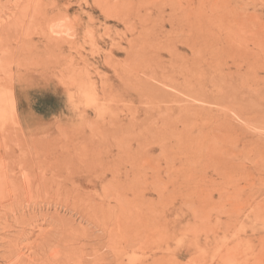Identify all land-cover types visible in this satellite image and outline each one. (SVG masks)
I'll use <instances>...</instances> for the list:
<instances>
[{
  "label": "rangeland",
  "instance_id": "obj_1",
  "mask_svg": "<svg viewBox=\"0 0 264 264\" xmlns=\"http://www.w3.org/2000/svg\"><path fill=\"white\" fill-rule=\"evenodd\" d=\"M62 240L264 264V0H0V264H56Z\"/></svg>",
  "mask_w": 264,
  "mask_h": 264
},
{
  "label": "bare ground",
  "instance_id": "obj_2",
  "mask_svg": "<svg viewBox=\"0 0 264 264\" xmlns=\"http://www.w3.org/2000/svg\"><path fill=\"white\" fill-rule=\"evenodd\" d=\"M123 1H126V0H123ZM194 1V0H193ZM122 3V2H121ZM124 4L123 5H125V2H123ZM139 3V2H138ZM142 3V2H141ZM176 3V2H175ZM186 3V2H185ZM96 4V3H95ZM167 5H168V3H166ZM171 4V3H170ZM198 4V3H197ZM109 5V4H108ZM115 5V4H114ZM118 5V4H117ZM122 5V4H121ZM122 5V6H123ZM131 5V4H130ZM127 6H128V2H127ZM137 6V5H136ZM138 6H141L140 4L138 5ZM188 6V5H187ZM186 6V7H187ZM190 6V5H189ZM227 6H229V5H227ZM92 7V6H91ZM117 7V6H116ZM129 7V6H128ZM128 7H127V9H128ZM143 7V6H142ZM156 7V6H155ZM171 7V6H170ZM100 8V7H99ZM160 8V7H159ZM159 8H157V9H159ZM203 8V7H202ZM225 8H226V6H225ZM113 9L115 10V7H113V8H111V13H112V11H113ZM119 9H120V7H119ZM119 9H117V11L119 10ZM122 9H124V7L122 8ZM151 9H153V8H151ZM175 9H176V7H175ZM187 9H189L188 7H187ZM192 9H196V8H194V7H192ZM106 10H108L109 11V9H107L106 8ZM141 10V9H140ZM155 10V9H154ZM160 10V9H159ZM101 11V10H100ZM116 11V10H115ZM121 11V10H120ZM126 11V10H125ZM150 11H153V10H150ZM150 11L148 10V12L150 13ZM158 11V10H157ZM163 11V10H162ZM110 12V11H109ZM154 12V11H153ZM102 13H105L104 12V9H103V12ZM126 13V12H125ZM136 13H137V11H136ZM166 13V12H165ZM105 14H107V13H105ZM127 14V13H126ZM126 14H124V16L126 15ZM154 14V13H153ZM152 14V15H153ZM159 14V13H158ZM199 14V13H198ZM197 14V15H198ZM201 14V13H200ZM186 15H190V14H186ZM185 15V16H186ZM196 15V14H195ZM202 15V14H201ZM200 15V17L202 18L203 17V15L201 16ZM106 16V15H105ZM107 16H108V14H107ZM106 16V17H107ZM116 16V15H115ZM118 16H119V14H118ZM123 16V17H124ZM129 16V15H128ZM127 16V17H128ZM133 16V15H132ZM136 16H138V15H136ZM140 16H141V14H140ZM154 16V15H153ZM157 16V15H156ZM191 17L192 16H194L193 14H191L190 15ZM139 17V16H138ZM137 17V18H138ZM187 17V16H186ZM200 17H199V19H200ZM49 18H51V17H49ZM54 18V17H53ZM129 18H130V16H129ZM128 18V19H129ZM136 18V17H135ZM195 18V17H194ZM197 18V17H196ZM195 18V19H196ZM64 19V18H63ZM125 19V18H124ZM127 19V18H126ZM125 19V20H126ZM141 19V18H140ZM53 21L52 22H54V19H52ZM61 20V19H60ZM121 20H122V18H121ZM131 20V19H130ZM132 21V20H131ZM142 21V20H141ZM59 22V21H58ZM122 22V21H121ZM128 22V21H127ZM56 23V22H55ZM61 23V22H60ZM125 23H126V21H125ZM136 23V22H135ZM139 23V22H138ZM198 23H199V21H198ZM48 24H51L50 22H48ZM62 24V23H61ZM141 24H142V22H141ZM133 25V24H132ZM66 26V25H65ZM134 27V26H133ZM140 27H142V26H140ZM71 28H73V27H70V29ZM75 28V27H74ZM134 29H136V26H135V28ZM72 30V29H71ZM142 30H144V29H142ZM64 32H66L65 30H63ZM62 31V32H63ZM70 31V30H69ZM139 32H141V30L139 31ZM72 33H74V30H73V32ZM132 33H134V31H132ZM145 33V32H144ZM142 35H143V33H141ZM140 34V35H141ZM137 35H139V33L137 34ZM136 35V36H137ZM61 36H62V34H61ZM59 37V36H58ZM64 37V36H63ZM135 37V36H134ZM138 37V36H137ZM140 37V36H139ZM133 38V37H132ZM146 38V37H145ZM68 39V38H67ZM147 39V38H146ZM61 40V39H60ZM69 40V39H68ZM182 42V41H181ZM64 43V42H63ZM137 43V42H136ZM71 44V43H70ZM143 47H144V44H143ZM92 51V50H91ZM72 70V69H71ZM77 72V71H76ZM78 73V72H77ZM152 73V72H151ZM107 187V185L106 186H104L103 187V189H105ZM109 188V187H108ZM110 189H112V188H110ZM104 191V190H103ZM107 192H105L104 191V194H106ZM108 193H110V192H108ZM111 195V194H110ZM89 198V197H88ZM110 199H111V197H110ZM108 200H109V197H108V195L106 194L105 195V197L103 198V205L105 206L106 204V202H108ZM109 202H110V200H109ZM110 205V204H109ZM109 205H106L107 207H105V208H102V209H104L102 212H101V214H100V216H98L97 215V213H96V211L94 210H92V209H94L93 207H95V205L94 206H92V208H90L89 210H92V212H90V213H88V220H90V221H92V222H94V224H95V226L97 227V228H101L102 230H104L105 231V233L107 234V240H108V242H110V240H111V236L112 235H114L113 233H112V231H114V228H112L113 230H111L110 229V222H111V220H109L108 221V218H107V215H108V212H109ZM111 209V208H110ZM111 213V212H110ZM124 218H125V213H124V209H121V212H120V215H119V218H118V222H117V228H118V236H120V238H121V240H120V244H122V243H126V240H125V235H124V231L126 230V229H124V225H125V221L123 222L122 220H124ZM96 219H100V220H96ZM112 227V226H111ZM116 235V234H115ZM115 235H114V237H115ZM65 236H68V235H65ZM83 237H85V236H83ZM64 238H66V237H64ZM74 238V237H73ZM78 239V238H77ZM72 240V239H71ZM80 240V239H79ZM105 240V239H104ZM66 242V243H68V244H66L65 246H62V248L61 249H63V250H65L66 252H68V251H70V254H67V255H64L63 257H60L59 259H57L56 257L59 255V253H53V257L52 258H56L58 261L56 262V260H54L55 262H56V264H68L69 262H72V261H70L69 259L70 258H72V260L73 259H75V260H80V264H108V260H107V256L105 255V254H102V255H100L99 256V254L96 256L95 254L94 255H91V256H89V259H87V255H85L84 256V253H83V256H77V250L76 249H74V245H73V243L75 242H73V243H71V242H69L70 240H62L61 242ZM65 244V243H64ZM62 245V244H61ZM76 245V244H75ZM70 246H73V248L72 247H70ZM60 250V249H59ZM124 250H126V248H124L123 250H121V252H119L118 251V254H116L115 253V255H118L117 257H115L116 258V260H115V262H117V264H122V262L120 261V259H123V257L126 255V251H124ZM54 251V250H53ZM57 251V250H56ZM62 251V250H61ZM55 252V251H54ZM62 252H64V251H62ZM64 254V253H63ZM92 254V253H91ZM48 259H51L52 260V258H50V257H47ZM80 258H82V260L80 259ZM69 260V262L67 263L66 262V260ZM74 260V261H75ZM107 262V263H106ZM114 263V262H113ZM71 264V263H70ZM73 264V263H72Z\"/></svg>",
  "mask_w": 264,
  "mask_h": 264
}]
</instances>
